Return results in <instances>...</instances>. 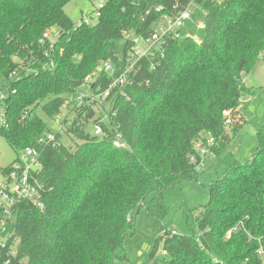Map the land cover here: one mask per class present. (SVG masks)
<instances>
[{"label":"trees","instance_id":"trees-1","mask_svg":"<svg viewBox=\"0 0 264 264\" xmlns=\"http://www.w3.org/2000/svg\"><path fill=\"white\" fill-rule=\"evenodd\" d=\"M68 1L0 0V88L6 89L0 135L15 153L37 148L42 164L36 177L43 207L26 200L13 207L9 263L130 261L122 241L133 233L139 209L166 215L160 192L199 178L203 168L195 172L190 156L199 157L195 143L210 134L224 171L207 186L208 199L191 224L188 215L192 232L167 229L150 257L161 243L163 264H264V123L245 163L227 150L230 133L243 124L241 99L253 94L243 76L264 51V0H105L95 23L81 15L77 24L64 11ZM190 4L203 14L205 37L167 40L161 57L140 60L125 96L115 87L97 106L89 94L111 80L96 72L100 63L116 64L127 34L149 35L161 14ZM52 28L57 37L43 39ZM95 72L84 102L73 105L68 97ZM62 108L61 130L52 131L39 112L54 120ZM89 122L102 132L89 133ZM50 131L59 145L38 143ZM117 132L125 147L113 146Z\"/></svg>","mask_w":264,"mask_h":264},{"label":"rangeland","instance_id":"rangeland-1","mask_svg":"<svg viewBox=\"0 0 264 264\" xmlns=\"http://www.w3.org/2000/svg\"><path fill=\"white\" fill-rule=\"evenodd\" d=\"M97 4V0H70L64 6V11L76 24L81 19V15H86L91 23H95L97 17H94V10ZM189 14L191 19L185 22L184 29L180 30V36H190L195 40L204 38L203 14L199 7L192 4L189 8ZM55 32V28L50 29L49 37L52 41L57 37ZM123 47L124 40H119L118 49L123 51ZM257 61L255 67L243 76L244 79L246 78L245 85L251 89L253 94H245L241 99L239 110L243 124L236 132L230 133V143L227 147L228 152H232L233 157L239 163H245L247 159L252 157L258 144L256 134L264 123V55L262 58L260 56ZM99 70H102L100 65L96 72H99ZM88 91L89 85L85 84L79 88L78 92L70 95L68 99L74 105L77 102L76 97L81 93L86 94ZM66 109L62 108L61 110L64 116L67 112ZM39 115L46 121L49 129L55 130L57 128L54 120L47 119L41 112H39ZM236 119L239 121V116H236ZM85 128L89 133H94L93 122H89ZM62 141L67 145L70 138L63 136ZM18 155L19 152L15 153L6 139L0 135V179L3 175V168L11 166ZM210 158L211 160H209ZM204 159V167L199 173V178L181 181L172 188L160 192L163 205L168 209L162 219L149 215L144 207L139 209L133 233L122 241V254L130 261L119 258L116 264H163V260H168V256L163 253L161 243L150 257L155 243L154 240L158 236L164 235L167 229L175 230L178 234H190L192 232L187 223L191 224L192 220L198 215V205L207 201V186L224 171V165L218 156ZM188 215L190 217L187 222Z\"/></svg>","mask_w":264,"mask_h":264},{"label":"built area","instance_id":"built-area-1","mask_svg":"<svg viewBox=\"0 0 264 264\" xmlns=\"http://www.w3.org/2000/svg\"><path fill=\"white\" fill-rule=\"evenodd\" d=\"M98 4L94 10V17L99 16L100 9L106 3L105 0H97ZM190 5L179 10L176 14H161L160 18L152 23V33L149 35H129L126 50L123 54L117 56L115 64L114 61L104 60L100 63L102 71L107 73L110 77L108 86L99 90L97 93L89 94V98L102 107L104 102L110 97L115 87L119 88L122 96H125L124 87L130 84V80L135 76L140 69V60H153L161 57L164 53V44L169 39H176L180 36V30L184 27L185 22L191 19L189 14ZM85 23H90L86 15H82ZM50 30L47 29L43 33V39H50ZM42 39V41H43ZM51 40V39H50ZM14 75V74H13ZM96 79L95 73H92L85 78V83L90 85ZM99 87H97L98 89ZM86 94H80L76 97V106L82 105ZM6 96V89L0 88V130L2 126L6 125V117L4 111V98ZM106 114L103 116L105 117ZM227 116L225 124L230 121V111L225 112ZM64 116L62 112L57 114L54 122L57 126L55 130L60 131L62 120ZM102 117V118H103ZM50 131L45 136L38 140V143L59 145L55 138L54 132ZM94 134L99 135L102 130L101 126L94 124ZM113 146L125 147V142L122 139L121 133L117 132L112 139ZM215 140L210 134L205 135L204 139L197 140L195 143V150L197 156H190V160L195 164V172L201 170L204 166V158L213 156L212 147L215 145ZM42 168L40 161V151L37 148L25 147L17 157V160L12 163L8 172L0 179V264H11L10 256L14 253V248L9 246V241L13 236V230H10V220L13 216V207L22 200L31 202L34 206L43 207L41 199L40 184L37 181L36 173ZM8 227V228H7ZM7 228V230H6ZM236 227H232L226 232V237L230 236L231 231ZM165 254V252L163 251ZM262 250H258V254L262 255Z\"/></svg>","mask_w":264,"mask_h":264},{"label":"crops","instance_id":"crops-1","mask_svg":"<svg viewBox=\"0 0 264 264\" xmlns=\"http://www.w3.org/2000/svg\"><path fill=\"white\" fill-rule=\"evenodd\" d=\"M182 29H184V27L182 28ZM264 55V51L259 55V57L261 56V58H262V56ZM259 59V58H258ZM247 75V74H246ZM245 81V84H246V78L244 79ZM248 95H252V94H248ZM243 98V97H242ZM239 115H240V113H239ZM209 160H211V158L209 159ZM208 161V160H207Z\"/></svg>","mask_w":264,"mask_h":264},{"label":"water","instance_id":"water-1","mask_svg":"<svg viewBox=\"0 0 264 264\" xmlns=\"http://www.w3.org/2000/svg\"><path fill=\"white\" fill-rule=\"evenodd\" d=\"M165 235H166V233H165Z\"/></svg>","mask_w":264,"mask_h":264}]
</instances>
